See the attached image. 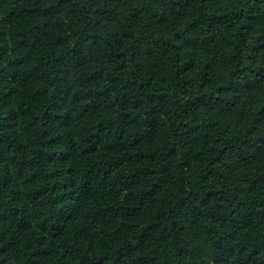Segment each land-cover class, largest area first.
Instances as JSON below:
<instances>
[{"label": "trees", "instance_id": "1", "mask_svg": "<svg viewBox=\"0 0 264 264\" xmlns=\"http://www.w3.org/2000/svg\"><path fill=\"white\" fill-rule=\"evenodd\" d=\"M0 264H264V0H0Z\"/></svg>", "mask_w": 264, "mask_h": 264}]
</instances>
